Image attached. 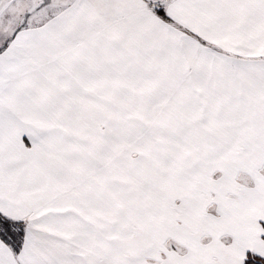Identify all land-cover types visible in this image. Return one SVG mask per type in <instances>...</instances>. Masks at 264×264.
Returning <instances> with one entry per match:
<instances>
[{"label":"snow or ice","instance_id":"1","mask_svg":"<svg viewBox=\"0 0 264 264\" xmlns=\"http://www.w3.org/2000/svg\"><path fill=\"white\" fill-rule=\"evenodd\" d=\"M0 264H264V0H0Z\"/></svg>","mask_w":264,"mask_h":264}]
</instances>
